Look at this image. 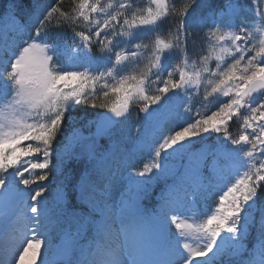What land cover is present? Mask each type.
Segmentation results:
<instances>
[{
  "label": "snow or ice",
  "instance_id": "snow-or-ice-1",
  "mask_svg": "<svg viewBox=\"0 0 264 264\" xmlns=\"http://www.w3.org/2000/svg\"><path fill=\"white\" fill-rule=\"evenodd\" d=\"M62 4L0 0V264H264V0ZM78 108L105 111L81 127ZM153 178L166 186L148 214Z\"/></svg>",
  "mask_w": 264,
  "mask_h": 264
},
{
  "label": "rangeland",
  "instance_id": "rangeland-1",
  "mask_svg": "<svg viewBox=\"0 0 264 264\" xmlns=\"http://www.w3.org/2000/svg\"><path fill=\"white\" fill-rule=\"evenodd\" d=\"M213 1L215 2L212 5L213 7H215L216 5H218L220 3V0H213ZM135 3L138 6L143 7L146 5L147 0H135ZM8 23L9 22L7 20H2L0 27H3L5 31H8V27H7ZM162 32L166 33L165 31H162ZM142 35H144L145 37H150L152 35V33H143ZM201 35H202V33H201ZM7 38L11 42L12 33L10 31H8V37ZM2 40H3V37H0V42H2ZM94 52H95V50H94ZM212 66H214V63ZM213 110H214V108H213ZM143 115H144L143 113H139V110L137 107L133 106L131 109V114L129 115V117L121 123V126H118V128L123 131V135L125 137V143L129 148L134 147L137 140L139 139V137L137 135V129L141 128V126L143 124ZM93 118L94 117H91L88 119H82V120L78 119L77 124H78V126L82 127L83 125H85L87 123L88 120L93 119ZM174 123H175V121L171 122L167 126V128H171ZM89 131H93V128L92 129H85L84 134L88 135ZM215 139H216V136H215V134H213L212 137L208 140V143H212ZM104 141L106 142V144L108 143V141L106 139ZM148 156H149V152L147 151V149H145L143 152L137 153L133 157V165L135 167L142 166V164L148 159ZM161 179H163V178H161ZM161 179H159V180H161ZM159 180H156L155 178H153V183L151 184V186L154 185L155 183H157ZM117 188L112 193L114 199L119 198L120 192L122 190L120 188H118V189ZM218 195H219V192L216 190H211L204 195H199L197 197L194 210L201 213V214L208 213L210 210H212L214 208L215 204L218 202ZM157 210H158V208H157ZM149 214H151V213H149ZM9 246L10 247L12 246V241H9ZM0 255L6 256L10 262V259H11L10 254H7V253L4 254V253L0 252ZM224 258H227V257H224ZM219 262L220 261H218L217 264Z\"/></svg>",
  "mask_w": 264,
  "mask_h": 264
},
{
  "label": "trees",
  "instance_id": "trees-1",
  "mask_svg": "<svg viewBox=\"0 0 264 264\" xmlns=\"http://www.w3.org/2000/svg\"><path fill=\"white\" fill-rule=\"evenodd\" d=\"M53 2H54V0H53ZM182 3H183V0H177V6L178 7ZM210 3H211V5H213L215 2L213 0H210ZM62 7L66 11L69 10L72 7V0H63ZM18 15L21 16V17L24 16L23 9L18 11ZM21 22L22 23L24 22L23 19L21 20ZM169 26H170L169 25V21L166 20L164 23H162L160 25V30L166 32L167 29L169 28ZM53 31L54 32L70 33L69 29H54ZM198 44H199V41H198ZM189 51H190V53H192L193 51L199 53L201 51V48L198 46L195 50H193L191 45H190ZM104 111L105 110L99 109V108H97V109L89 108L86 111L82 110L81 108H78L77 111L73 113V115L75 117L79 118V120H82V119H88V118L94 117V115L97 114V113L102 114ZM239 123H240L239 121H235L234 120V122H232L231 125H230V131H232L234 135H236L237 132H238ZM100 142H102V141H100ZM85 162L86 161H84V160H81L79 162H77V161H69L66 164L65 171L70 176V186L72 184H75L78 181L80 170L82 169V167H83ZM154 195L155 194L150 195L147 198V200H142V205L146 204V205H149L151 209H154L155 205H156V202H155V199H154ZM261 202H264V193L261 194ZM253 236H254V233H253ZM252 242H253L252 241V236H250L249 237V244H251ZM218 264H229L228 258H222Z\"/></svg>",
  "mask_w": 264,
  "mask_h": 264
},
{
  "label": "bare ground",
  "instance_id": "bare-ground-1",
  "mask_svg": "<svg viewBox=\"0 0 264 264\" xmlns=\"http://www.w3.org/2000/svg\"><path fill=\"white\" fill-rule=\"evenodd\" d=\"M5 254V253H4ZM3 256V255H2Z\"/></svg>",
  "mask_w": 264,
  "mask_h": 264
}]
</instances>
